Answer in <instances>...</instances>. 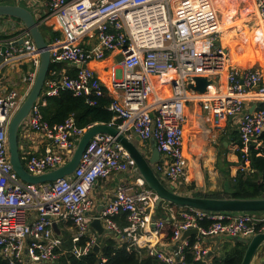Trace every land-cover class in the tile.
Returning <instances> with one entry per match:
<instances>
[{"label": "built area", "instance_id": "1", "mask_svg": "<svg viewBox=\"0 0 264 264\" xmlns=\"http://www.w3.org/2000/svg\"><path fill=\"white\" fill-rule=\"evenodd\" d=\"M28 9L40 28L58 33L45 37L51 64H66L74 73L52 70L42 93L19 131L20 160L26 172L39 176L66 164L81 136L72 116L62 124L43 119L46 98L68 91L85 97L89 105L104 95L101 81L89 67L113 57L108 68L107 109L112 123L127 138L152 140L162 161L156 174L168 187H178L187 176L185 109L191 102L214 118L236 119L241 170L248 163L249 147L264 134V70L261 65L240 67L233 53L217 43L218 11L213 0H5ZM258 25L257 39L264 47V0H252ZM41 53L25 27L0 17V258L6 264H49L63 255L86 257L97 243L92 220L120 243L145 249L163 264H184L189 248L194 261L208 260L205 238L246 240L264 231V213H211L170 207L167 221L151 218L156 195L134 174L135 164L108 135L88 143L75 171L51 183L22 182L9 160L8 126L30 94L41 63ZM123 56L121 63L115 57ZM234 62V63H233ZM194 77L213 83L199 94L188 89ZM259 108L248 111L247 103ZM115 121H119L114 125ZM43 145L42 152L36 147ZM128 173L115 187L101 214L90 216V194L98 180ZM124 215L120 228L115 218ZM66 228L57 235L52 226ZM173 232L170 247L157 246L165 225ZM196 234L181 240L183 232ZM189 238L193 243L189 245ZM264 245V244H263ZM262 245V246H263ZM173 246V247H172ZM261 246V247H262ZM264 264V258L263 262Z\"/></svg>", "mask_w": 264, "mask_h": 264}, {"label": "crops", "instance_id": "2", "mask_svg": "<svg viewBox=\"0 0 264 264\" xmlns=\"http://www.w3.org/2000/svg\"><path fill=\"white\" fill-rule=\"evenodd\" d=\"M215 1V0H214ZM213 1V2H214ZM240 0H216L214 2L215 9L221 10L223 5L227 6L225 9L227 11V20L231 19V21L239 22L241 25H230L233 32V37H236L234 41L239 42L241 40V44L235 46L236 51L231 52L230 46L228 50L234 54L237 58L244 56L245 54L248 57L251 54H257V59L252 62H248L247 60H239L237 63L242 68H248L254 65H261L264 70V47L263 44H260L257 39V32H253L251 29V25H258V20L256 18V14L253 8V4L248 6H244L240 8V3H244ZM5 0H0V3H4ZM221 2V3H220ZM232 3V8L229 6ZM239 3V4H238ZM239 5L236 10L234 9V5ZM234 6V8H233ZM230 7V8H229ZM224 9V8H223ZM222 9V10H223ZM231 11V12H230ZM235 11V12H234ZM234 12V13H233ZM219 15V13H218ZM226 18V17H225ZM233 18V19H232ZM235 18V19H234ZM237 18V19H236ZM223 22V21H222ZM219 23V25L224 24ZM235 22V23H236ZM226 27V28H228ZM113 57H107L105 60L101 62H91L89 67L97 74L101 81V85L106 91L109 89L108 84V68L113 64ZM59 69L66 70L68 73H74V69L66 64H59ZM260 104L256 101H250L247 103V109L250 112H253L259 108ZM185 132L187 130L192 131V139H191V156L189 153L186 154L188 158V169L187 176L184 182H181L178 190L180 193L185 195H200L206 196L208 194H217L222 198H227L234 191V187L236 184V177L239 172L245 171L249 169V162L245 165V170H241V158L237 154V150L240 151L241 145L238 144L239 136L237 132V121L236 119H220L215 121L214 118L208 116L202 109L199 103L191 102L186 105L185 109ZM137 137L132 136V140H135ZM262 141L260 138L252 143L249 147V151H259L262 147ZM137 146L142 150L146 156L149 158L152 152L155 150V145L152 140L148 141H137ZM36 147L42 152L43 145L39 144ZM241 154V153H240ZM250 155V154H249ZM248 155V156H249ZM258 157H262L264 159V153H259ZM162 157L160 156V162L162 161ZM250 173H253V170H249ZM128 173H120L113 174L107 179L98 180L90 194V198L93 204L92 210L90 212V216L97 217L101 214L105 204L113 198V194L115 191V187L121 180L128 179ZM259 182H262L264 185V178L262 174L257 175ZM166 186L169 184L165 179H161ZM191 193V194H190ZM162 211L155 210V206L153 207V212L151 218L154 219H162L163 221H167L170 215V212L166 204H163L161 207ZM158 208V209H159ZM121 215L115 218L117 225L120 226V217ZM119 223H118V220ZM126 225V221L124 222ZM125 225L123 227H125ZM59 235L63 237H67L69 233H67L66 228H60ZM62 232V234H61ZM104 236H111L116 239L111 233L105 231ZM117 240V239H116ZM157 246L163 249H167L170 247V240L167 238L166 231L162 233L160 237L156 240ZM117 243H120L117 240ZM203 247L207 248L209 252H212L214 256H218L223 253V248L232 249L234 247V241L231 238H223V237H213V238H205L202 242ZM264 258V245L260 248L259 252L253 259L252 264H261ZM209 259V260H210Z\"/></svg>", "mask_w": 264, "mask_h": 264}, {"label": "water", "instance_id": "3", "mask_svg": "<svg viewBox=\"0 0 264 264\" xmlns=\"http://www.w3.org/2000/svg\"><path fill=\"white\" fill-rule=\"evenodd\" d=\"M0 17H8L19 21L30 34L36 47L39 50H42L41 63L34 86L26 100L10 121L7 132L10 164L13 171L22 182L31 185H38L55 182L71 175L77 168L90 140L97 135L104 134L114 138L133 160L135 164L133 171L135 176L142 179L145 186L157 197L155 210H158L163 204H167L178 208H191L218 214L264 213V197L257 199H237L232 197L209 198L206 196L185 195L171 189L164 184L154 170V164L160 162L161 154L158 150L155 148L151 156L146 158L144 152L137 146V141L140 140L138 137L135 140H131L114 126L109 124H95L87 129L79 139L72 157L63 166L39 176H33L26 172L20 160L19 131L33 105L42 93L45 79L50 72V55L48 51H46V39L41 31L40 25L28 9L17 4L0 3ZM115 60L117 63H121L123 56L118 55L115 57ZM212 83L213 82L206 77H194L187 87L193 92L203 94L206 92V87L210 86ZM90 226L97 233L98 238L104 236L105 228L99 219L92 220ZM52 228L55 233L59 235L58 228L55 224H53ZM195 234L196 229H189L183 232L181 240H185ZM244 241L246 247L241 264H251L261 246L264 244V231L259 232ZM92 251L99 253V245L96 244ZM212 255L213 253L209 252L207 258L210 259Z\"/></svg>", "mask_w": 264, "mask_h": 264}, {"label": "trees", "instance_id": "4", "mask_svg": "<svg viewBox=\"0 0 264 264\" xmlns=\"http://www.w3.org/2000/svg\"><path fill=\"white\" fill-rule=\"evenodd\" d=\"M44 37L56 38L58 33H51L50 31L41 28ZM231 42L234 47L240 43ZM59 71V64H51L50 71ZM104 95L99 98H90L95 101L94 105H89L85 97H75L68 91H62L57 97L46 98V105L42 109V116L49 124H62L67 118L72 116L79 128H87L95 124H111L112 114L107 107L111 102L110 95L106 89L103 88ZM119 121H115L117 125ZM263 136V137H262ZM260 137L262 147L259 151H249V169L247 172H239L236 177V184L234 191L229 197L237 199H257L264 197V185L259 182L257 175L262 174L264 178V159L258 157L259 153H264V134ZM240 145V143L238 142ZM240 147V146H239ZM239 159L241 158L240 151L237 150ZM249 170H253L250 173ZM198 196V195H195ZM200 196V195H199ZM209 198H222L217 194H208ZM172 206V205H170ZM175 209L178 207L172 206ZM158 211H162L161 208ZM120 226L125 225L124 215L120 217ZM122 226V227H123ZM166 231L167 238L170 240L173 227L169 224L165 225L162 233ZM67 239V237H66ZM193 238H189V245L193 243ZM234 247L232 249L223 248V253L212 257L210 260L203 262L194 261L193 255L189 248H186L184 253V264H241L243 253L246 247L243 239L233 238ZM100 247L99 253L91 251L86 257L80 259L75 258L69 254L63 255L53 263L49 264H163L156 258L147 254L145 249L137 248L129 244L117 243V240L111 236H102L97 239ZM115 243V244H114ZM124 245V246H123ZM0 264H6L0 258Z\"/></svg>", "mask_w": 264, "mask_h": 264}, {"label": "rangeland", "instance_id": "5", "mask_svg": "<svg viewBox=\"0 0 264 264\" xmlns=\"http://www.w3.org/2000/svg\"><path fill=\"white\" fill-rule=\"evenodd\" d=\"M241 1V0H240ZM240 1H239V3H240ZM244 3L246 2V4H242V3H240V6L237 4L236 6H235V10H236V8L239 6L240 8H243L244 6H247V5H249V4H251V1L252 0H242ZM241 1V2H242ZM253 4V3H252ZM222 8H224L223 10H218V13H219V15H218V17H219V23H221L222 22V20H223V18H228V16H227V12H226V9H225V7L227 8V6H225V5H223V6H221ZM228 10V9H227ZM224 13V14H223ZM233 19V18H232ZM227 25L228 24H226V25H224L223 27L224 28H226L227 27ZM232 29L229 27L227 30L225 29L223 32H222V34L219 36V38H218V41H217V43L219 44V45H222L223 47H225V48H227L228 49V47L230 46L229 44L231 43V42H233V40H235L236 39V37H233L234 35H233V32H230ZM224 33V34H223ZM233 56H234V54H233ZM248 59V55L247 54H245L244 56H241L240 58H237L236 56H234V58H233V61L234 62H237V63H239V60H247ZM233 62V63H234ZM253 63V62H252ZM192 131H190V130H187L186 132H185V150H186V154L187 153H189V155L191 156V153H190V151H191V139H192ZM253 262V261H252ZM252 264V263H251Z\"/></svg>", "mask_w": 264, "mask_h": 264}, {"label": "bare ground", "instance_id": "6", "mask_svg": "<svg viewBox=\"0 0 264 264\" xmlns=\"http://www.w3.org/2000/svg\"><path fill=\"white\" fill-rule=\"evenodd\" d=\"M214 1V0H213ZM216 1V0H215ZM214 1V2H215ZM214 2H213V4H214ZM221 3V2H220ZM232 5V3L229 5V6H231ZM234 6H236V5H234ZM234 6H233V8H234ZM248 6V5H247ZM230 8V7H229ZM231 8H232V6H231ZM223 9V8H222ZM221 9V10H222ZM235 9V8H234ZM226 11H227V9H226ZM228 12V11H227ZM231 12V11H230ZM235 12V11H234ZM233 12V13H234ZM229 13V12H228ZM224 14V13H223ZM230 14V13H229ZM235 19V18H234ZM237 19V18H236ZM223 22H224V24H222V25H219V29L223 32L225 29L227 30L229 27L228 26H230V25H237V26H240L241 24L239 23V22H236V21H231V19H229V20H227V18H223V20H222ZM222 22V23H223ZM236 22V23H235ZM226 24H228L227 25V27L228 28H224L223 26L224 25H226ZM224 34V33H223ZM230 45V50H231V52H234V50L236 51V48L232 45V44H229ZM257 54H251V56L250 57H248L249 59H248V62H252L253 60H256L257 59ZM263 137V136H262ZM264 189V188H263ZM191 194V193H190ZM162 210H163V208H162ZM123 226V225H122ZM68 233V232H67ZM61 234H62V232H61ZM115 244V243H114ZM124 246V245H123ZM173 247V246H172Z\"/></svg>", "mask_w": 264, "mask_h": 264}]
</instances>
